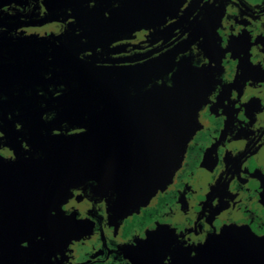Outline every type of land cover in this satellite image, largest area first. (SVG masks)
Returning <instances> with one entry per match:
<instances>
[{
	"label": "flooded vegetation",
	"instance_id": "flooded-vegetation-1",
	"mask_svg": "<svg viewBox=\"0 0 264 264\" xmlns=\"http://www.w3.org/2000/svg\"><path fill=\"white\" fill-rule=\"evenodd\" d=\"M129 1L0 0V264H264V0ZM111 82L193 100L172 181L124 217L95 182L31 196Z\"/></svg>",
	"mask_w": 264,
	"mask_h": 264
},
{
	"label": "water",
	"instance_id": "water-1",
	"mask_svg": "<svg viewBox=\"0 0 264 264\" xmlns=\"http://www.w3.org/2000/svg\"><path fill=\"white\" fill-rule=\"evenodd\" d=\"M135 4L131 0L124 8ZM128 93L120 84H107L102 108L87 130L56 140L34 175L26 178L34 180L31 196H43L37 192L42 189L56 198L69 187L95 182L115 195L113 208L124 217L165 189L194 130L193 100L177 84L136 96Z\"/></svg>",
	"mask_w": 264,
	"mask_h": 264
}]
</instances>
